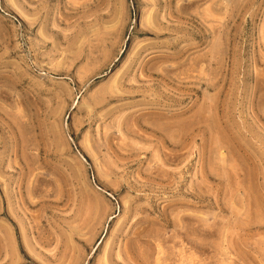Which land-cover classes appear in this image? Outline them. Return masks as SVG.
<instances>
[{"label": "rangeland", "instance_id": "rangeland-1", "mask_svg": "<svg viewBox=\"0 0 264 264\" xmlns=\"http://www.w3.org/2000/svg\"><path fill=\"white\" fill-rule=\"evenodd\" d=\"M0 264H264V0H0Z\"/></svg>", "mask_w": 264, "mask_h": 264}, {"label": "bare ground", "instance_id": "bare-ground-1", "mask_svg": "<svg viewBox=\"0 0 264 264\" xmlns=\"http://www.w3.org/2000/svg\"><path fill=\"white\" fill-rule=\"evenodd\" d=\"M144 235V234H143ZM137 239V238H136ZM134 240V239H133ZM140 240V239H139ZM126 249V248H125ZM135 251V250H134ZM126 252V251H125ZM137 252V251H136ZM159 252V251H158ZM126 254V253H125ZM131 258V257H130ZM186 258V257H185ZM182 259V258H181Z\"/></svg>", "mask_w": 264, "mask_h": 264}]
</instances>
